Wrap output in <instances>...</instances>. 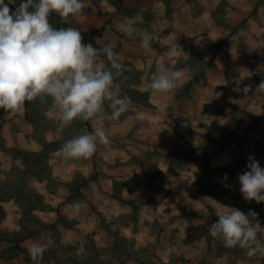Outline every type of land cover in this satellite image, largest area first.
I'll return each mask as SVG.
<instances>
[{
  "label": "crops",
  "instance_id": "0c3cea01",
  "mask_svg": "<svg viewBox=\"0 0 264 264\" xmlns=\"http://www.w3.org/2000/svg\"><path fill=\"white\" fill-rule=\"evenodd\" d=\"M85 2L92 6L66 20L61 18L65 26L60 28H78L83 44L91 43L97 48L110 45L121 62L139 69L155 63L166 72L188 71L171 92L151 93L152 107L138 106L128 97V110L118 120L110 121L106 119L111 112L106 102L102 112L88 121L90 126L83 121L77 129L73 128V122L61 129L52 105L42 111V117L51 120V125L26 105L15 112L0 109V132L8 147L40 151L44 142L56 146L50 153V164L54 177L62 184L54 192L49 191L47 180L33 178L31 184L45 194L46 200L59 208L71 224L59 222L57 210H38L37 214L46 223H56L67 242L73 245L69 248L73 257L68 253L61 256L55 246V256L49 259L34 262L27 254L19 253L13 259H1L0 264H45L48 261L58 264L61 259L63 264H73L75 258L83 260L87 257L88 240L102 247L115 243L120 234L135 238L136 250L153 248L156 251L154 257L161 258L157 260L159 264L170 262L173 257L174 264H231L205 235L199 238L190 235L213 222L210 213L223 214L228 207L243 212L252 207L264 227V202L245 201L238 181V176L248 171V157L253 155L256 159L264 144V92L257 91L264 80V0H124L121 11L108 0ZM5 3L13 12L18 7L9 0ZM49 21L59 29L50 17ZM144 35H160L166 42L174 41L181 48H178L177 58L171 61L167 58L165 52L170 45L162 47L154 43L153 47L143 48L141 39ZM187 50H191L188 55L209 50L207 59L217 52L213 65L206 69L207 81L192 83L188 88L185 86L193 80V72L187 65L178 66L179 57ZM237 81H240V90L234 91ZM245 86H249L247 93L243 91ZM116 95L125 96L120 90ZM94 127H103L109 143H98L89 158L66 160L63 144L75 136L92 132ZM178 145L210 152L213 167L233 165L229 171L224 169L211 174L213 182L228 190L219 195L199 191L196 171L201 164L194 160L189 162L187 170L170 172L168 161ZM155 148L168 159L159 163L165 173V184L158 190L147 186L156 195L157 210L141 222L140 232L136 233L132 228L135 222L119 219L125 213V205L113 195L114 181L130 183L138 174L147 177L136 163L129 161L136 155L143 157L146 151ZM256 160L264 165V156ZM16 165L24 166L20 158L0 148V167L6 171L2 177L6 178L7 172ZM77 172L96 177L82 187L80 195L69 200L71 190L67 183ZM184 202L202 215L183 216ZM0 203L7 210L0 228L19 230L20 207L14 200ZM155 227L158 228L155 230ZM262 236L264 238V234ZM52 237L51 231H42L26 239L22 246L27 252L34 244H43L47 249L53 243ZM132 253L126 263L142 264L141 256L135 250ZM261 262V259L239 258L236 264ZM115 264L121 263L117 260Z\"/></svg>",
  "mask_w": 264,
  "mask_h": 264
},
{
  "label": "clouds",
  "instance_id": "9594fccd",
  "mask_svg": "<svg viewBox=\"0 0 264 264\" xmlns=\"http://www.w3.org/2000/svg\"><path fill=\"white\" fill-rule=\"evenodd\" d=\"M14 2L9 0V3ZM91 6L85 0H23L13 12L5 0H0V109L15 112L22 110L26 101L39 99L43 103L50 98L61 129L77 118L91 121L102 112L106 102L111 109L106 119L110 121L118 120L128 110L129 98L113 91L118 92L117 77L124 71L113 48L85 45L78 28L57 29L49 21L52 12L66 20ZM30 8L34 10L29 11ZM154 43L162 47L170 45L165 52L169 61L177 58L178 48L181 49L174 41L166 42L160 35H144L141 39L145 49L153 47ZM103 57L110 67L102 62ZM233 58L236 57L233 55ZM187 71L166 72L157 67L146 88L156 94L171 92ZM239 84L237 81L234 91L240 90ZM243 91L247 93L249 86ZM257 91L264 92V80ZM98 143H109L103 127H94L90 133L67 140L62 153L66 160L89 158ZM248 159V171L238 176L240 191L245 201L261 203L264 202V168L253 155ZM228 209L223 214L217 212L218 220L208 225L209 234L219 237L226 248L246 250L249 258L264 255V242L258 238V234H264V227L257 219L258 213L252 209L247 214L238 208ZM45 250L43 244H34L28 252L36 262L42 259Z\"/></svg>",
  "mask_w": 264,
  "mask_h": 264
},
{
  "label": "trees",
  "instance_id": "16d2710c",
  "mask_svg": "<svg viewBox=\"0 0 264 264\" xmlns=\"http://www.w3.org/2000/svg\"><path fill=\"white\" fill-rule=\"evenodd\" d=\"M102 0H93V2H99ZM113 4L118 11L122 10L124 0H108ZM6 2V0H5ZM23 0H15L14 5L19 6ZM34 9H29L33 11ZM50 19L57 23V27L65 26L61 23V17L52 12L50 14ZM220 44H217L219 47ZM191 50H187L181 55L178 59V66L187 65L190 67L193 72V80L187 85V88L192 85V83L197 82H206V69L213 65L216 58L217 52L209 59L206 58L209 50H200L193 52L191 55H188ZM105 59L106 64L108 65L107 58ZM120 62V61H119ZM110 67V65H108ZM158 65L155 63L149 68L139 69L133 64L127 63L124 67V71L121 76L117 77V82L120 84V93L130 98L136 104L143 105L144 107H152L150 101L151 93L149 90L141 89L138 87V83L142 81L143 74L147 73L145 80L148 82L151 74L156 71ZM149 72V75H148ZM136 83V86L132 84ZM26 107L29 109L31 102H25ZM29 113V112H28ZM86 124L90 126V123L87 121ZM0 148L6 152L12 154L15 158H20L24 166L16 165L10 172H7V177L3 178L2 173L6 171L0 167V202L14 200L16 204L20 207L22 215L19 219V230L9 231L0 228V243L6 242L8 244L5 248H0V260L1 259H13L19 253H25L30 257L27 252V249L22 246V243L31 237L36 236L42 231H58L56 223H46L42 218L37 214L38 210H57L59 212L58 221L70 225L68 218L61 214L59 208L53 206L46 200L45 194L39 191V189L31 184V179L36 178L41 181L47 180L48 189L51 192L57 191L59 186L62 184L57 178L54 177L53 169L50 164V153L53 149L56 148L55 145L49 142H44L43 149L40 151L28 150L20 147H8L4 142L3 136L0 132ZM257 152L256 159L258 157L264 156V144ZM165 157L164 154L158 149L146 151L143 157H133L129 163H136L140 169L147 175L149 179L148 187L152 190L161 189L165 184V173L160 169L159 163L160 159ZM196 161L201 164L200 168L196 171V185L198 190L201 192L211 193L213 195H219L225 193L228 188L224 185L212 181V172L230 170L234 166H226L225 168H216L211 166V153L205 150L198 151L197 148L187 149L185 146L178 145L175 147L174 153L168 161V170L174 173H180L184 170H187L190 161ZM249 163V160H246ZM259 161V160H258ZM260 166L264 168V165L259 161ZM96 176L87 177L84 176L81 172H77L71 182L67 183L68 187L71 190V194L68 199H72L81 194V189L85 186L90 179H93ZM119 184L129 185L128 182L124 180L115 179L114 181V196L122 199L123 187H120ZM130 186V185H129ZM153 195V194H150ZM155 199V197H154ZM153 199V200H154ZM182 208V215L185 217H195L197 215H202L201 212H196L194 209L187 207L186 205ZM249 209H252L249 208ZM247 209L246 213H248ZM200 213V214H199ZM213 215V222L218 220L217 214ZM7 216V210L3 204L0 203V226L3 223L4 219ZM125 217L122 214L119 219L122 220ZM128 221V220H126ZM202 235L206 236L207 241L211 243L216 249L217 252L221 255L227 257L231 264H236L238 259H248L255 260L261 259V264H264V255L257 254L255 257L249 258L245 252L246 250L239 247L236 248H226L223 245L222 240L217 237L213 238L208 232V226L202 230L194 231L190 237L196 238L201 237ZM258 238L264 242L262 234H258ZM120 237L117 236L115 240V245H119L118 240ZM50 256H55V251L53 245L47 248L42 258H51ZM131 257V256H130ZM129 258V257H127ZM119 257V262L121 264H126L121 262ZM73 264H95L92 261L87 259L84 260H75ZM162 264H174V260L170 262H162Z\"/></svg>",
  "mask_w": 264,
  "mask_h": 264
},
{
  "label": "rangeland",
  "instance_id": "374dc122",
  "mask_svg": "<svg viewBox=\"0 0 264 264\" xmlns=\"http://www.w3.org/2000/svg\"><path fill=\"white\" fill-rule=\"evenodd\" d=\"M102 62L104 64H106L104 58H102ZM120 63L124 67L127 64L126 62L123 63L121 61H120ZM152 64H154V63H152ZM152 64H150L146 68V70H149V68L152 66ZM148 75H149V72H148ZM143 76L144 77H142V81L138 83V87H140L141 89H146L147 81L145 80V77H147V73L143 74ZM132 85L136 86V83L135 84L133 83ZM185 87H187V86H185ZM114 94H116V91H114ZM49 105H52V101L50 98H46V101L43 103L40 102L39 99H37L36 101L31 102L30 108H32V110H35L36 112H38V116H40L42 118V120H44L45 122H48L49 123L48 125H51V123H52L51 120H48L47 117H42V111L45 109V107H47ZM136 105L143 107V105H139V104H136ZM81 122H83V120H81L79 118L75 119L73 121V124H74L73 128H76V129L79 128ZM63 131H65L64 133H66V134L68 132L67 129H64ZM135 157H137V155ZM159 159L162 161L168 160L167 157H162ZM138 167H140V166L138 165ZM148 183H149L148 177H145L142 174L141 175L138 174L130 183H128L130 186L129 185L123 186V184H119L120 187H123V195H122L121 200L123 201V204L125 205V213H124L125 217H123L122 220L123 221L124 220H128V221L130 220V221L135 222V224H134V226H132V228L135 229L136 233L140 232L139 227H140L141 222L143 223L144 220H147L148 217L151 216L152 213L155 214L156 210H157L156 205L158 204V202H157V200H155V201L153 200L156 195L154 193H152L151 191H149V189L147 188ZM151 193L153 195H150ZM185 205H186V203L184 202L182 207H184ZM20 212L22 215L21 209H20L19 213ZM245 214H247V213L245 212ZM20 217H17L18 218L17 221H19ZM157 228L158 227H155V230ZM1 229H4V228H1ZM4 230H7V229H4ZM52 236H53L52 237L53 238V243H52L53 249L55 250V246H56V248H58L57 251L61 256L65 255L66 253H68V254H70V256H72L71 255L72 250L69 249L73 246L72 242L71 243L67 242V239L64 238V236L62 235V233L59 230L54 231L52 233ZM119 237L121 238L120 241L118 240V242H117V243H119V245H117V244L115 245V243H113V244H110L107 246L103 245L102 247H98L95 242L88 240L86 242V245L88 248V255L84 259L92 261L95 264H115L117 260L119 261V257L121 258L120 259L121 262H125L127 259H129L130 258L129 255L133 254L132 253L133 250H135L136 254L141 256L140 258L142 259V264H154L155 262L158 263L159 261H157V260L161 259V258L154 257V254L156 251L153 248H151V249L139 248L136 250L135 245H137V240L135 238L127 237L123 234H120ZM54 238H56V239H54ZM56 244H58V245H56ZM7 246H8V244L6 242L0 243V248H5ZM127 257H129V258H127ZM75 259L79 260L78 258H75ZM173 259H174V257H173ZM149 260H151V261H149ZM153 260H154V263H153ZM63 263H64L63 259H61L58 262V264H63ZM45 264H49V261L46 262Z\"/></svg>",
  "mask_w": 264,
  "mask_h": 264
}]
</instances>
